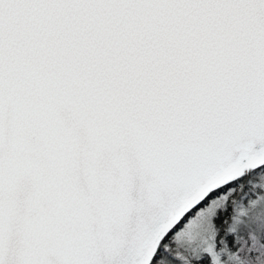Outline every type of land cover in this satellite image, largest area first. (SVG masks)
Segmentation results:
<instances>
[{
  "label": "snow or ice",
  "instance_id": "1",
  "mask_svg": "<svg viewBox=\"0 0 264 264\" xmlns=\"http://www.w3.org/2000/svg\"><path fill=\"white\" fill-rule=\"evenodd\" d=\"M0 264H264V0H0Z\"/></svg>",
  "mask_w": 264,
  "mask_h": 264
}]
</instances>
